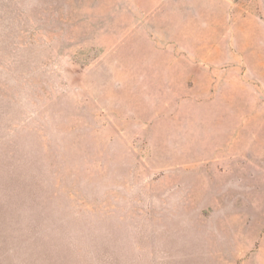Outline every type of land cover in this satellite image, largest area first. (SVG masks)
<instances>
[{
  "label": "rangeland",
  "instance_id": "1",
  "mask_svg": "<svg viewBox=\"0 0 264 264\" xmlns=\"http://www.w3.org/2000/svg\"><path fill=\"white\" fill-rule=\"evenodd\" d=\"M261 125L264 0H0V264H264Z\"/></svg>",
  "mask_w": 264,
  "mask_h": 264
},
{
  "label": "crops",
  "instance_id": "2",
  "mask_svg": "<svg viewBox=\"0 0 264 264\" xmlns=\"http://www.w3.org/2000/svg\"><path fill=\"white\" fill-rule=\"evenodd\" d=\"M208 64H209V62H208ZM205 67H207V68H205ZM204 67V69H208L209 71H223V73H221V75H224L226 72H224V71H228V70H231V68H232V64H230V62H225V61H222V62H215V61H213V63L212 64H210V65H206ZM197 68H199L198 66H197ZM209 74V73H208ZM227 74V73H226ZM225 76V75H224ZM213 77H215V74L213 75ZM214 79V78H213ZM212 79V80H213ZM223 79V78H222ZM214 80H217L216 78L214 79ZM220 80V79H219ZM256 133H264V125H261V126H257L256 127V131H255Z\"/></svg>",
  "mask_w": 264,
  "mask_h": 264
}]
</instances>
